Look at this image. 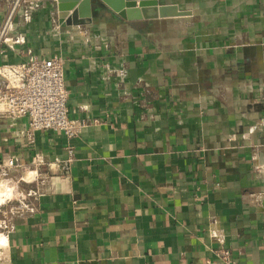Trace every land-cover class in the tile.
Here are the masks:
<instances>
[{
	"label": "crops",
	"instance_id": "obj_1",
	"mask_svg": "<svg viewBox=\"0 0 264 264\" xmlns=\"http://www.w3.org/2000/svg\"><path fill=\"white\" fill-rule=\"evenodd\" d=\"M155 1L189 15L139 10L158 22L141 33L103 5L67 25L48 0L27 25L26 49L62 60L80 133L61 174L63 135L28 145L0 120V162L46 177L3 264H264V0Z\"/></svg>",
	"mask_w": 264,
	"mask_h": 264
},
{
	"label": "built area",
	"instance_id": "obj_2",
	"mask_svg": "<svg viewBox=\"0 0 264 264\" xmlns=\"http://www.w3.org/2000/svg\"><path fill=\"white\" fill-rule=\"evenodd\" d=\"M45 1L48 0H12L1 22L0 120L18 123L15 135L23 137L28 145L34 143L35 135L40 131L63 135L66 148L59 171L66 174L75 161L73 142L79 136L80 125L72 118L67 106L62 60L59 57L39 58L26 49L25 29ZM10 55L25 59L9 62ZM26 170L16 156L0 162V187L6 188V195L0 198V264L7 261L14 219L33 212L32 200L41 194L46 181V177L37 182L28 180L24 174ZM20 182L28 187L24 186L20 191ZM216 255L228 262L227 251L223 248L216 251Z\"/></svg>",
	"mask_w": 264,
	"mask_h": 264
},
{
	"label": "water",
	"instance_id": "obj_3",
	"mask_svg": "<svg viewBox=\"0 0 264 264\" xmlns=\"http://www.w3.org/2000/svg\"><path fill=\"white\" fill-rule=\"evenodd\" d=\"M58 15L61 19H64L67 25H82L90 22L91 9H96L97 5H103L111 9L123 20L128 21L137 31L146 33V27L155 25V29L151 32H158L156 25L157 21L152 23H139L140 12L145 13L149 10L153 13V19L175 17V16H187L189 13L180 12L176 7L163 6L159 7L155 0H57ZM136 1L138 3V9H136ZM147 8V10H146ZM148 8H151L148 10ZM73 10V11H72ZM71 12V13H70ZM146 16V14H144ZM154 40L157 44V36H154Z\"/></svg>",
	"mask_w": 264,
	"mask_h": 264
},
{
	"label": "bare ground",
	"instance_id": "obj_4",
	"mask_svg": "<svg viewBox=\"0 0 264 264\" xmlns=\"http://www.w3.org/2000/svg\"><path fill=\"white\" fill-rule=\"evenodd\" d=\"M32 178V177H31ZM30 178V179H31ZM29 180V179H28ZM3 195H6V188L4 187V188H1L0 187V198L3 196Z\"/></svg>",
	"mask_w": 264,
	"mask_h": 264
},
{
	"label": "rangeland",
	"instance_id": "obj_5",
	"mask_svg": "<svg viewBox=\"0 0 264 264\" xmlns=\"http://www.w3.org/2000/svg\"><path fill=\"white\" fill-rule=\"evenodd\" d=\"M23 187H24V185H22V183L20 182V183H19V187H18L19 190L21 191Z\"/></svg>",
	"mask_w": 264,
	"mask_h": 264
}]
</instances>
